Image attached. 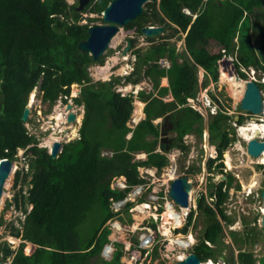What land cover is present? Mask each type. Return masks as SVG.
<instances>
[{"label":"trees","instance_id":"obj_1","mask_svg":"<svg viewBox=\"0 0 264 264\" xmlns=\"http://www.w3.org/2000/svg\"><path fill=\"white\" fill-rule=\"evenodd\" d=\"M94 1L85 5L82 13H101L100 5L109 2L97 0L92 5ZM76 7V3L69 5L65 0H0V159L6 157L5 151L14 144L19 147L35 144L20 120L26 99L35 87L42 93L41 103L48 104L47 112L60 96L68 94L72 84L82 86L80 98L74 99V103L83 105L77 140L63 144L54 159L44 148L33 146L31 150L19 186L20 193L21 186H29L27 196L18 189L11 201L17 206L22 199L23 204L32 206L26 216L30 223L24 236H28L22 241L20 257L15 255L10 264H88L108 243L107 224L116 217L112 203L123 200L133 186L143 183L138 169H156L161 173L167 167L166 157L156 150L167 154L176 149L184 154L188 151L184 137L196 135L201 139L206 130L209 144L220 160L234 140L227 131L231 116L217 113L206 123L205 117L186 103L188 97L205 88L208 79L217 82L220 52L235 49L238 66H252L264 74V0L147 3L141 15L123 28H135L141 35L143 26L157 25L165 34L157 39L145 38L149 45L132 51L133 70L125 81L131 85L148 82L155 92L138 93L145 117L131 129L127 122L133 110V94L121 95L114 90L119 84L118 78L91 83L87 67L101 66L102 58L93 61L90 55L78 51L79 42L87 38L89 26L79 24L81 16ZM181 34L183 48L178 52L170 40ZM252 37L259 57L254 53ZM156 40L161 41L155 43ZM134 47V41L130 40V48ZM162 59L170 62L167 70L160 66ZM197 67L203 70L204 81L200 83ZM162 77H167L168 87H159ZM168 94L171 101L161 100ZM157 119L168 122V131L175 133L170 143L160 140V125L153 124ZM241 120L238 117L234 123L241 125ZM16 152L9 153L10 161H15ZM138 153H143L146 160L133 161L134 154ZM192 172V169L188 171ZM117 178L124 179V189L111 188L112 180ZM18 181L15 178L13 187ZM227 190L222 182L210 193L213 207L203 196L197 201L196 216L201 218L203 228L193 253L203 261L215 259L214 251L220 250L221 227L216 215L231 222L221 209ZM41 217H45V234L40 239L48 250L43 254L37 249L28 260H23L29 236ZM192 217L193 211L178 232L186 234ZM118 220L122 224L126 222ZM126 220L130 223L128 217ZM2 223L0 219V226ZM9 236L17 238L19 229H10ZM38 240L33 247L39 245ZM116 247L109 261L98 257V264H122V246ZM9 254V248L0 251V262ZM239 258L248 264L252 262L249 254L240 253Z\"/></svg>","mask_w":264,"mask_h":264},{"label":"rangeland","instance_id":"obj_2","mask_svg":"<svg viewBox=\"0 0 264 264\" xmlns=\"http://www.w3.org/2000/svg\"><path fill=\"white\" fill-rule=\"evenodd\" d=\"M65 1L67 4L76 2V0ZM96 1L97 0L92 2V5ZM108 1L110 2L111 0ZM155 2L157 3L158 0L150 1L149 3L152 4ZM105 5H100L101 11L104 10ZM144 6L143 10L145 9ZM78 12L81 16L79 24H87L89 27L102 25L100 12L95 14H89L86 12L82 13V11ZM146 26L148 25L143 27ZM178 38L180 40H178ZM254 39L255 38L252 37L251 44L254 53L259 57L258 46ZM128 40L134 41V49H145L149 45L145 38L135 31V28L130 30L122 28L110 42V47L103 55H101V66L91 64L87 67L91 83L107 82L111 81L112 78H118L119 84L114 86V90L120 92L121 95L130 92L131 85L125 81V78L127 74L131 73L135 57L131 55V48L122 55V51L127 45ZM160 41L161 40H156L155 43ZM234 42L235 38L233 39V43ZM170 43L175 44L178 52H181V35H176L170 40ZM216 51V49L213 50L214 53H216ZM220 55L221 58L217 63V82L213 83L208 79L205 88L199 91L200 93L197 92L194 96L188 97L186 103L193 110L202 114L205 117L204 120L206 123L211 116L217 113L222 112L227 116H231L232 120L229 121L230 128L227 131L229 137H232V139L234 138V140L223 152L220 160L217 158L214 147L209 144L208 133L206 130H204L201 139L196 135H187L184 137V145L188 147V151L184 154L176 149L170 150L167 154H163L161 150H156L166 157L168 161L167 167L163 168L161 173L154 180L147 175L148 169L142 171V168L141 173L139 174L144 183H152L150 189L139 196L140 202L142 199L149 200V208L145 209L144 205L140 204L135 206L137 199H133L128 203V207L121 208L118 211L120 213L117 217L113 218L111 222L109 221L110 223L108 222L107 224L110 228L108 240L109 242H113V245L111 246L112 250L110 249L106 251L104 250V247L103 251L107 253V255L103 256L99 254L97 257L90 259L88 264H98V261H100L98 257L101 259L102 257L106 258L104 261H109L112 258V253L117 250L116 245L122 246L120 249L122 253L120 263L124 264L125 258L122 243L129 242L132 245L129 251L131 254L136 250L140 251L141 258L140 260L138 259L136 264H175L178 260H181L180 258L183 259L186 255L193 253L194 247L200 242L199 237L203 228L201 218L196 216L197 201L203 196L205 202L210 207H213L210 193L214 192L216 186L222 182L224 183V188H228V193L227 198L224 200L225 202L221 205V209L231 222L223 221L218 215H216L221 227L219 240L220 250L214 251L216 258L210 261L216 264H248L246 261H241L239 258V254L243 253L249 254V258L252 261L251 264H264V231L260 228L261 212L264 211L260 199V190L264 186V160L260 161L257 158H249L246 155L245 141L239 131L242 126L255 122L264 126V118L261 116H252L238 109L239 101L248 81L257 84L264 103V90L262 86L264 85V74L261 70L255 69L252 66H238L235 59L238 52L235 49L230 52L221 51ZM197 69V79L200 83L201 81H204L202 75L203 70H200V67H197ZM81 87V85L78 86L76 84L69 86L68 94L64 95L65 100H61L60 102L59 100L55 101L48 112V104L41 103L42 93L38 89V86L32 90L26 99L25 108L29 110V116L26 122L22 123L27 135L33 137L35 144L20 145V150H17L16 159L13 161V170L10 177L6 179L8 184L4 189L2 188L3 194L0 200V219L3 223L2 226H0V251L4 248L10 249V254L3 264H10L15 255L20 257L19 249L22 247V241L28 236V234L24 236V231L28 228L30 223V220H28L26 216L30 212L31 206L28 205V203L23 204L22 199L21 202L19 201L21 204L18 203L17 206L12 204L11 201L14 191H18L19 189L23 172L27 170L28 157H30L31 150L33 149V146H35L37 148H44L47 150V153H49V149L54 142H57L62 146L65 143L78 139V131L83 116V107L76 105L73 99L80 98L79 93ZM135 89H140L144 94H153L155 92L152 89L151 84L145 81L140 82L138 87H134L132 89L133 93H135ZM137 97V94L133 97V110L131 118L128 121V126L132 128L135 126L134 124L137 123V120L135 122L132 121V117L137 115L135 108L136 106H140L141 109L142 106L137 104V102H139L137 101ZM164 99L165 98L161 100ZM207 99L209 100L208 103L205 102ZM68 105H71V109L68 110V112L73 113L74 117L79 116V122H76V119L73 122H67L65 110ZM56 113H59L62 117L59 121L55 118ZM139 115L141 114L139 113ZM235 117L242 118L241 125L234 123ZM157 122L162 123L163 126L167 127V130H169L168 122H164V120ZM72 130L75 131L74 135H71ZM167 130L166 132L168 133L165 135L167 140L164 139L163 141H165V143H170L174 140L176 135ZM50 136L56 141H53L49 146L46 144V141ZM262 138L264 140V131L262 132ZM60 150L61 147L59 148L58 153ZM136 160H139V158L137 154H134L133 161ZM190 169H192V171L194 170V172L188 173ZM168 171H173L174 179L175 177L183 175L187 176L188 181L192 184L189 191L187 208L177 207L167 197L170 183L168 181L169 177H167ZM157 173L158 172L156 171L155 174ZM15 178H19V181L18 184L13 187ZM121 180L122 179H118V181ZM113 181L112 185H114ZM118 181H116V184ZM21 187L23 191L20 193L19 189V193L22 195L25 193L27 196L29 186L23 185ZM211 198H213V196ZM166 203H169L171 209L177 213V219L180 221L179 226H177L174 220H167L168 217L164 216ZM7 204L9 205L7 206ZM22 208H26V212ZM130 208L132 209L129 213L128 209ZM112 209L113 212L118 210L116 207ZM183 209L186 211H182ZM191 211H193V217L186 234L178 232L185 225L187 217ZM127 217L130 219V225H121L118 219L128 223L126 220ZM13 228L19 229V236L17 238L9 236V230ZM164 230H167L166 234L163 233ZM41 234L42 235H40L39 239L45 234L44 231H42ZM190 235L192 236L193 243L189 247L182 248L176 243L177 241H188L187 237H190ZM143 236L146 238L148 237L150 242H143L141 239ZM38 243L39 245L33 247L30 256L37 249L40 250V253H45L46 246L41 242V239L40 241L38 240ZM138 243H141L142 247L137 248L136 245ZM209 247L212 250L215 249V246L213 245H209ZM127 253L126 257L128 258ZM127 264H133V262L128 261Z\"/></svg>","mask_w":264,"mask_h":264},{"label":"water","instance_id":"obj_3","mask_svg":"<svg viewBox=\"0 0 264 264\" xmlns=\"http://www.w3.org/2000/svg\"><path fill=\"white\" fill-rule=\"evenodd\" d=\"M154 0H111L101 12L102 25H94L87 28V38L79 42L77 49L83 54H88L92 57L93 61H96L106 50L110 47L111 40L117 35L121 28L127 23L139 17L143 11V6L146 3ZM89 3V0H78V6L76 11H82L85 5ZM163 29L158 26H146L140 29V33L145 38L154 39L162 33ZM130 48V42L127 41V45L122 51V55L125 54ZM71 109V105L67 106V110ZM238 109L244 113H248L252 116H261L264 118V103L261 93L256 83L248 81L245 85L242 97L239 101ZM29 110L24 108L21 115V122H26L28 119ZM238 120L237 117L234 118ZM75 117L73 113L67 114V122H73ZM60 144L57 142L52 143L49 151V155L54 159L59 151ZM19 149L18 144H14L8 149L5 158L0 160V184L4 183L10 173V157L9 153L16 152ZM10 150V152H9ZM264 152V140L260 133L251 135L245 142V153L249 158H258ZM192 184L188 181L187 176L183 175L173 179L168 187L167 197L179 208L188 207V195ZM3 191L0 187V200ZM261 204L264 209V186L260 190ZM45 228V217H41L33 231L31 232L30 241L26 244L24 249L25 256L23 260H27L31 254L33 243L38 240L39 235ZM260 228L264 231V211L261 212ZM198 257L190 253L186 255L182 260L177 261L175 264H199ZM3 264V262H0Z\"/></svg>","mask_w":264,"mask_h":264},{"label":"bare ground","instance_id":"obj_4","mask_svg":"<svg viewBox=\"0 0 264 264\" xmlns=\"http://www.w3.org/2000/svg\"><path fill=\"white\" fill-rule=\"evenodd\" d=\"M104 77H106V76H104ZM74 94H75V92H74ZM59 108V107H58ZM139 108V107H138ZM138 108H137V110H136V114L137 115H139V111H138ZM62 116H63V114H62ZM55 118H56V120L57 121H59L60 119H62V117H61V115H59V113H56L55 114ZM75 119H76V122H79V120H80V117L79 116H75ZM262 123V122H261ZM68 130V129H67ZM240 134H241V136H242V138H243V140L246 142L247 141V139L251 136V135H254V134H257V131L260 133V135L262 136V132L264 131V126L263 125H261V124H257L256 122L255 123H250V124H247V125H245V126H242L241 128H240ZM75 134V131L74 130H72V133H71V135H74ZM53 141H56L52 136H50L49 137V139L46 141V144L47 145H51V143L53 142ZM58 141V140H57ZM48 146V147H49ZM47 147V146H46ZM258 160H260V161H262V160H264V152L257 158ZM12 170H13V161H11V165H10V173H9V175H8V178L10 177V174H11V172H12ZM168 176L167 177H169V179H168V181L169 180H171V179H174V175H173V171L171 172H169L168 171ZM7 178V179H8ZM8 184V182H7V180L4 182V183H2V184H0V187L1 188H3L4 189V187H6V185ZM5 193V192H4ZM188 200H189V195H188ZM0 204H1V201H0ZM145 209H147V208H149L148 206H145L144 207ZM165 217H168L167 218V220L168 219H171V220H174V222L177 224V226H179V222L180 221H178L179 219H177V213L176 212H174L172 209H171V207H170V204L169 203H166L165 204ZM182 211H186L185 209H183ZM142 214V213H141ZM180 215V214H179ZM178 215V216H179ZM139 217V216H138ZM141 221V220H140ZM116 223V222H115ZM182 224V223H181ZM117 228V227H116ZM164 234H166L167 233V230H164V232H163ZM168 238V237H167ZM187 239H188V241H177L176 243L180 246V247H182V248H185L186 246H188V244L189 245H191L192 243H193V241H192V236L190 235V237L188 236L187 237ZM173 241V240H172ZM175 242V241H174ZM183 254V253H182ZM183 256V255H182ZM180 257H181V255H180ZM177 258H178V255H177ZM180 259H182V258H180ZM203 264H216V263H213V262H211L210 260H206Z\"/></svg>","mask_w":264,"mask_h":264},{"label":"crops","instance_id":"obj_5","mask_svg":"<svg viewBox=\"0 0 264 264\" xmlns=\"http://www.w3.org/2000/svg\"><path fill=\"white\" fill-rule=\"evenodd\" d=\"M181 36H182V43H183V35L181 34ZM182 48H183V46L181 47V51H182ZM214 53V52H213ZM216 53H218V51H216ZM215 53V54H216ZM161 61H163L165 64H167V67H170V62L167 60V59H162ZM164 70H167V69H164ZM201 70V69H200ZM130 85V84H129ZM132 85H131V88H130V91H131V89H132ZM159 87H168V81H167V77H162L161 79H160V82H159ZM199 91H201V90H199ZM200 93V92H199ZM202 93V92H201ZM135 96V95H134ZM137 96H138V94H137ZM163 98H165L163 101L164 102H169V101H171L172 100V98H171V96L168 94V95H166L165 97H163ZM162 98V99H163ZM137 101H139V100H137ZM209 101V100H208ZM208 101H206V102H208ZM137 104H139V105H142L141 106V109H140V106H136V110H137V108H138V111H139V113L141 114V115H135V116H133L132 117V121H136L137 123L136 124H138V122L139 121H141L143 118H144V114H143V109H144V104L143 103H141V101H139V102H137ZM189 106V105H188ZM136 110H135V112H136ZM206 113V112H205ZM138 117V118H137ZM131 118V117H130ZM157 121H160L161 122V119H157V120H155V121H153V124L154 125H157L159 122H157ZM136 124H134V125H136ZM158 125H161L160 126V131H161V135H160V140H161V138H162V142H163V140L164 139H166V134L168 133V132H166V130H167V127H165V126H163V124L162 123H159ZM127 126H128V122H127ZM129 128H131L132 129V127H130V126H128ZM169 129V128H168ZM168 131V130H167ZM167 140V139H166ZM165 142V141H164ZM137 156H138V158H139V160H141V161H144V160H146V156L144 155V154H137ZM145 168H143L142 169V171L144 170ZM148 169V168H147ZM156 169H148V171H147V175H149V178H153V180L154 179H156V177H158V175L160 174V173H157V174H155L156 173ZM176 178V177H175ZM173 179H171V180H169V182H171ZM116 181H118V180H116ZM117 184L121 187V186H123L124 185V181L123 180H121V181H118L117 182ZM142 186H145V185H147V186H149V185H152V183L150 182L149 184H145L144 182L141 184ZM148 188H150V186L148 187ZM149 190V189H148ZM148 204H149V200H142V203L140 204V205H144V207L145 206H148ZM125 224L128 226L129 225V223H127V222H125ZM130 227V226H129ZM117 240V239H116Z\"/></svg>","mask_w":264,"mask_h":264},{"label":"clouds","instance_id":"obj_6","mask_svg":"<svg viewBox=\"0 0 264 264\" xmlns=\"http://www.w3.org/2000/svg\"><path fill=\"white\" fill-rule=\"evenodd\" d=\"M90 1H91V0H89V2H90ZM75 3L78 4V0H76V2H73L72 4H75ZM72 4H69V5H72ZM88 4H89V3H88ZM77 6H78V5H77ZM102 24H103V22H102ZM149 27H152V26H149ZM121 29H122V28H121ZM121 29H120V30H121ZM160 35H162V33H161ZM160 35H159V36H160ZM141 36H142V35H141ZM143 37H144V36H143ZM157 37H158V36H157ZM157 37H156V38H157ZM144 38H145V37H144ZM112 40H113V39H112ZM112 40H111V41H112ZM128 41L130 42V40H128ZM135 49H136V48H135ZM131 50L133 51L134 48L131 49ZM131 55H132V52H131ZM132 56H133V55H132ZM160 66H161L162 68H164V69H168V68H169V67H167V64H165L163 61H160ZM132 70H133V68H132ZM132 70H131V73H132ZM131 73L127 74V76L130 75ZM76 85H78V84H76ZM130 85H131V84H130ZM78 86H79V85H78ZM132 86H133V87H132V89H133L134 87H135V88L138 87V84H137V85H132ZM132 89H131V91H130L129 93H132V94H133V97H134L135 94H138V92H141L140 89H139V90H136V89H135L136 91H135V93H133V92H132ZM118 93H120V92H118ZM129 93H127V94H129ZM127 94H125V95H127ZM79 95H80V93H79ZM60 97H61V96H60ZM58 99H59V98H58ZM62 100L64 101L65 99H62ZM73 100H74V99H73ZM141 103H142V102H141ZM81 106L83 107V105H80V107H81ZM66 111L68 112L67 109H66ZM68 113H69V112H68ZM68 113H67V114H68ZM28 116H29V115H28ZM82 118H83V116H82ZM81 121H82V120H81ZM5 152H7V151H5ZM139 154H141V153H139ZM142 154H143V153H142ZM0 160H1V159H0ZM141 169H142V168H139L138 171L141 172ZM139 174H140V173H139ZM176 178H177V177H176ZM118 179H122V180L124 181L123 178L113 179L114 181H113V180H112V181H113L114 185H112V182H111V188H115V189H116V188H118V189H124L125 186H126L125 183H124V185L121 186V187H120L118 184H116V180H118ZM145 184H146V183H145ZM169 184H170V183H169ZM112 186H113V187H112ZM138 186H141V184L136 185V186H133V187L130 189V191L127 193L126 197H125L123 200H121V201H117V202H113V203H112V205H111L112 208H115V207L118 208V210L115 211V213H116V217H117V215L120 213V212H118V211H119L121 208H123V207H128L127 204L130 203L133 199H137V203H135V206L138 205V204H141V203H142V201H141V202L139 201L140 198H139L138 194H136V193L134 192L135 188H137ZM148 189H150V188H148ZM148 189H147L146 191H148ZM146 191H145V192H146ZM143 193H144V192H142L141 194H143ZM142 200H143V199H142ZM139 202H140V203H139ZM173 204H174V203H173ZM28 205H29V204H28ZM30 206H31V205H30ZM31 208H32V206H31ZM131 209H132V208L128 209L129 213H130ZM126 210H127V209H126ZM110 222H111V221H110ZM110 222H109V223H110ZM119 224H120V223H119ZM123 224H125V223H123ZM121 225H122V223H121ZM125 225H126V224H125ZM129 225H130V224H129ZM14 238H15V237H14ZM112 245H113V242H109V240H108V243H106V244L103 246V248L105 247L104 250L108 251V250L111 249V246H112ZM122 245H123V243H122ZM189 246H190V245H189ZM189 246H188V247H189ZM103 248H102L101 251H100V255H103V256H104V255H107V253H105V252L103 251ZM45 249L48 250L47 248H45ZM193 254H194V253H193ZM102 259L105 260L106 258H103V257H102ZM198 259H199V258H198ZM181 260H182V259H181ZM199 260H200V259H199ZM178 261H180V260H178ZM205 261H206V260H205ZM205 261H201V260H200L199 264H200V263H204Z\"/></svg>","mask_w":264,"mask_h":264},{"label":"built area","instance_id":"obj_7","mask_svg":"<svg viewBox=\"0 0 264 264\" xmlns=\"http://www.w3.org/2000/svg\"><path fill=\"white\" fill-rule=\"evenodd\" d=\"M62 99H65V96H61V97H59V102L62 100ZM206 101H208V99L206 100ZM205 101V102H206ZM206 103H208V102H206ZM189 104H191V103H189ZM193 106V105H192ZM65 112H66V116H67V111L65 110ZM136 124V123H135ZM141 173V172H140ZM149 186H151V185H149ZM149 186H147V185H145V186H138L137 188H135V190H134V192L136 193V194H138V196H140L141 195V193L142 192H145L147 189H148V187ZM133 232V231H132ZM142 239V241L143 242H145V243H147V242H150V240H148L149 238L147 237H142L141 238ZM131 243L129 242V243H123V253H124V258H125V260H124V264H127V262L129 261V262H133V264H136L137 263V261H138V259L140 260V251L139 250H136V251H134V253L133 254H131L129 251H130V248H131ZM188 246H189V244H188ZM188 246H186V247H188ZM136 247L137 248H140V247H142V245H141V243H138L137 245H136ZM185 247V248H186ZM111 250H112V248H111ZM128 252V253H127ZM126 253H127V256H128V258L126 257ZM137 259V260H136ZM200 264H203V263H200Z\"/></svg>","mask_w":264,"mask_h":264}]
</instances>
